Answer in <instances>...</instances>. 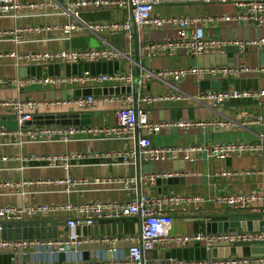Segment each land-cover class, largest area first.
I'll use <instances>...</instances> for the list:
<instances>
[{
    "label": "crops",
    "instance_id": "crops-1",
    "mask_svg": "<svg viewBox=\"0 0 264 264\" xmlns=\"http://www.w3.org/2000/svg\"><path fill=\"white\" fill-rule=\"evenodd\" d=\"M23 1L29 3L38 0ZM93 11H100L102 14L99 16L102 19L97 21L131 20L128 7L110 5L99 10H85ZM239 11L240 8L231 2L177 1L155 4L152 8V14L160 17H212L211 21L202 23L204 32L207 36L222 40L251 41L264 37V23L256 25L249 19H237L235 16ZM224 16L231 18L226 19ZM65 22L66 17L62 12L40 8H24L15 15L0 16V29L26 26L40 28L38 31L23 33L18 40L9 34L0 36V101H68L86 95H93L100 100L82 111L74 105L39 106L34 109L35 116L28 123V128L76 126L79 131L68 140H62L58 135L39 139L22 135L8 141L0 140V181L12 183V186L0 187V205H63L92 200L126 202L136 199L139 195L201 196V203H183L170 211L173 219L170 234L191 235L208 229L218 230L217 227L224 223H235L237 219L234 218L209 217L202 220L199 215L235 212L216 204L215 198L220 194H264V153L247 151L240 156L222 159L208 156L204 151L193 153L192 159H186L183 151H176L189 146H203L209 150L214 144L261 142L259 136L264 133V95L258 93L264 91V43H247L244 48L226 43L223 52L216 54L205 52L190 56L179 51L170 54L166 51L158 52L155 48L148 49L146 45L173 39L172 27L143 26L136 29L134 26L131 33H104L99 38V48L110 44L119 50L115 58L108 60L77 64H64L57 60L31 63L9 55L13 51L20 56L27 52H59L73 48L71 39L76 35L67 38L61 32V26ZM181 67H221L225 71L200 78L189 76L177 82L148 75L149 72L161 69ZM84 71L91 75L130 74L132 81L116 86L126 90L115 91L107 82L77 81L76 78ZM46 77L61 81L42 82ZM136 78L137 86L133 94L132 86ZM12 79L19 80L23 85H11L9 81ZM205 79L219 81L220 88H201L200 82ZM204 90L247 91L249 95L226 99L215 105L196 99L197 94ZM126 94L131 95L137 107L146 111L151 122H205L204 127L190 129L172 125L150 136L152 146L168 151L161 161H145L138 157V176L157 174L162 178L164 174H169L170 176L164 178L172 180L165 184L157 183L156 180L155 183H133L128 189H124L121 184L115 182H91L94 178L113 179L136 174V155L125 162L121 154L128 151L135 153V149H138V139L145 132L135 130L115 136L98 131L104 126L116 125V109L120 106V103L102 101V98L113 96L115 99H121ZM146 97H157V100L147 102ZM70 109L78 115L71 118V122H76L74 124L67 117H52ZM81 113L86 115L82 117ZM260 118L262 121H259ZM218 120L232 121L235 127L224 129L212 124ZM0 129H17L12 109L0 108ZM58 154L74 157L66 165L62 162L51 164L46 159ZM66 177L75 180L86 179L87 182L70 188L64 184L45 182ZM163 190L166 192L163 193ZM260 206L261 204H257L255 208ZM250 212L259 211L252 209ZM63 220L65 214L62 211L50 212L46 216L40 215L7 225L1 236L20 239L62 236L68 232L65 224L59 223ZM263 220L264 217H253L249 221L258 229ZM139 221L138 217L96 220L92 226H83L77 228V231L85 235L92 232L98 235L129 234L139 231ZM261 231H264V223ZM105 248L86 244L83 252L90 259L97 255L107 258L109 252ZM218 250L225 255V249ZM234 253L239 255L243 250L235 248ZM207 255L202 242L161 243L147 253V257L155 261L167 257L195 260ZM211 256L215 257L213 251ZM7 260V255L0 254V264L6 263Z\"/></svg>",
    "mask_w": 264,
    "mask_h": 264
},
{
    "label": "built area",
    "instance_id": "built-area-1",
    "mask_svg": "<svg viewBox=\"0 0 264 264\" xmlns=\"http://www.w3.org/2000/svg\"><path fill=\"white\" fill-rule=\"evenodd\" d=\"M201 2L211 3L231 2L240 8L239 13L235 16L237 19H249L261 25L264 23V0H38L36 2H25L23 0H0V16L15 15L22 9H48L62 12L66 17V22L61 26V32L67 38L73 35L76 37L93 36L99 41L104 33H115L117 31L131 33L132 26L129 21L108 22V21H87L80 18L79 13L85 10H99L100 8L118 5L130 9L131 20L136 29L143 26L165 27L169 26L174 29V36L171 40H165L157 44L148 43L146 48H155L156 51H166L171 53L181 52L185 55L198 56L205 52L216 54L223 52V46L226 43L238 45L241 48L245 44L264 43V37L258 40L239 41V40H222L212 36H207L202 27L204 21H211L212 17L194 16L178 17L166 16L160 17L152 14V8L155 4L170 2ZM226 19L231 17L224 16ZM215 19V18H214ZM40 28L33 26L15 27L13 29H0V36L12 35L15 40L20 39L25 32L38 31ZM108 44V43H107ZM119 54L112 45L108 44L105 48L85 47L71 48L59 52L36 51L22 53L20 56L16 52L9 55L15 58H22L31 63H41L43 61H60L64 64H77L97 62L115 58ZM224 72V68L219 67H181L177 69H161L155 72H149V76L158 79H171L177 82L189 76L200 78L207 75H215L218 72ZM147 75V76H148ZM79 82L91 80L97 83H108L112 88L117 85L128 84L132 81L130 74H99L91 75L88 71L76 78ZM61 80L46 77L42 80L44 83H56ZM9 83L13 86L23 85L17 79H12ZM247 91H221V90H204L197 94L196 99L200 102H211L215 105L221 104L226 99H236L248 96ZM258 95H264L260 91ZM157 97H146L145 101L152 102ZM99 99L93 95L77 97L73 100L36 102V101H0V108H10L16 117L17 129L8 131L0 129V140H11L22 135L30 138H47L52 135H58L62 140H68L69 137L79 131L76 126H45L28 128V123L35 116L34 109L39 106H66L74 105L79 110H86L91 106L99 103ZM102 101L110 103H120L116 109L117 122L111 127H102L98 131L106 135L120 136L124 133H130L135 130L145 132L138 139V157L145 161H161L164 159L168 149L152 146L150 136L158 134L164 128L176 126L182 129L204 127L205 122H193L188 120H178L170 122H151L148 120L147 113L133 103L131 95L126 94L121 99H115L113 96L103 97ZM101 101V102H102ZM262 121V118L259 119ZM264 123V121H263ZM213 125L232 129L235 123L232 121H216ZM260 143L244 144L241 142L214 144L209 150L203 146H189L182 150L186 159H192V154L196 152L208 153V156L216 158H228L240 156L247 151H258V154L264 153V133L259 136ZM133 151L121 154L123 161L128 162L134 157ZM73 155L58 154L46 159L51 163L62 162L67 164L73 159ZM164 177L170 176L164 174ZM160 176L149 174L143 176L130 175L126 177H117L113 179L94 178L92 183H118L124 189H128L133 183H155ZM47 183L64 184L70 188L78 184L87 182L84 180H75L70 177L56 179L54 181H45ZM16 185V184H14ZM12 186L9 181H0V187ZM201 196L183 197L178 195L153 196L139 195L132 201H85L82 203H67L63 205H22L14 204L0 205V230L1 223L19 222L36 216H46L50 212L62 211L65 214V227L68 232L62 236L48 238H0V254L7 255V262L3 264H264V231L253 229L245 230L240 227L230 228L226 231L201 232L198 231L191 235L170 234L169 229L173 223V208L183 203H201ZM215 202L222 207L228 208L235 212L257 211L264 213V194L256 193H237V194H220L215 198ZM261 204L260 207L255 206ZM140 219L139 231L121 235H98L92 232L85 235L78 232L77 228L83 226H92L96 220H115L121 218ZM264 222V220H263ZM188 243L202 242L207 252V256L195 260H179L173 257H167L161 260H151L147 253L161 243ZM93 244L106 247L110 253V259L97 255L96 257L84 258V245ZM247 248L256 249L249 255L230 253L222 256H211V252L217 249ZM104 249V248H103ZM64 258L60 259L59 254ZM28 256L25 261L24 257Z\"/></svg>",
    "mask_w": 264,
    "mask_h": 264
},
{
    "label": "water",
    "instance_id": "water-1",
    "mask_svg": "<svg viewBox=\"0 0 264 264\" xmlns=\"http://www.w3.org/2000/svg\"><path fill=\"white\" fill-rule=\"evenodd\" d=\"M132 8V5L129 4V9ZM101 12L100 11H93V12H80L79 13V16L80 18H82L83 20H87V21H97V20H100L102 18H100L99 16H101ZM107 19V18H106ZM109 19V18H108ZM130 25L132 26V28H134V24L132 22V20H130ZM71 46L73 48H85V47H98L99 46V41L96 37H93V36H84V37H74L71 39ZM137 78L135 79L134 81V84L132 86V92L133 94L135 93V89H136V86H137ZM200 86L201 88L203 89H208V88H220V85H219V81H216V80H202L200 82ZM115 91H118V90H126V89H123L120 87H116L114 88ZM52 115V114H50ZM86 114L85 113H81V116H85ZM56 117L58 119H61V118H65L67 117L68 120H70L71 122V118H76L78 115L77 113H75L73 111V109H70L69 111H67L66 113H59V114H55V115H52V117ZM71 123H76L75 121L71 122ZM135 153H136V165H137V171H136V176H138V150L137 148L135 149ZM172 179L171 178H159L157 179V183H163L165 184V182H169L171 181ZM166 190H163V193H165ZM201 216V219H205V218H224V219H227V218H234V219H237V221L235 223H224V225H220L218 228V230L216 229H208L207 232H211V233H214L216 231H226L228 227H240L242 229H245V230H255L256 227H253L252 223L249 221L251 218L253 217H264V213L262 212H250V211H244V212H233V213H225V214H212V215H199ZM14 222H6V223H1L2 225V229L0 230V238H3V239H6L7 237H4V236H1V233H3V229L5 228V226L7 225H10ZM60 224H65L66 221L63 220L61 222H59ZM263 223L264 222H260L259 223V226H258V229L259 230H262L263 229ZM243 255H249L251 252H255L256 249H252L251 252H250V249H247V248H243ZM225 256L226 254L228 253H234V248H231V249H225ZM221 250H213V256H222L221 254ZM218 254V255H217ZM59 258L60 259H63L64 258V255L61 253L59 254ZM84 258H87V255L86 253H84ZM107 258L110 259V253H107ZM24 260L27 261L28 260V256H25L24 257Z\"/></svg>",
    "mask_w": 264,
    "mask_h": 264
}]
</instances>
